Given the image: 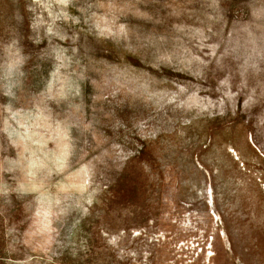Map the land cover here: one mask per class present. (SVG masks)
<instances>
[{
  "label": "rangeland",
  "instance_id": "obj_1",
  "mask_svg": "<svg viewBox=\"0 0 264 264\" xmlns=\"http://www.w3.org/2000/svg\"><path fill=\"white\" fill-rule=\"evenodd\" d=\"M0 264H264V0H0Z\"/></svg>",
  "mask_w": 264,
  "mask_h": 264
}]
</instances>
